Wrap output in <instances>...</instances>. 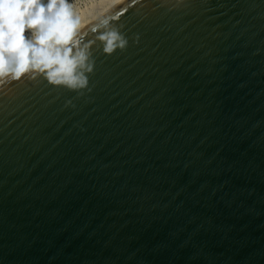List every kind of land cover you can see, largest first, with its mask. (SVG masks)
Listing matches in <instances>:
<instances>
[{
  "label": "water",
  "instance_id": "obj_1",
  "mask_svg": "<svg viewBox=\"0 0 264 264\" xmlns=\"http://www.w3.org/2000/svg\"><path fill=\"white\" fill-rule=\"evenodd\" d=\"M74 41L88 88L0 80V264H264V0H124Z\"/></svg>",
  "mask_w": 264,
  "mask_h": 264
},
{
  "label": "clouds",
  "instance_id": "obj_2",
  "mask_svg": "<svg viewBox=\"0 0 264 264\" xmlns=\"http://www.w3.org/2000/svg\"><path fill=\"white\" fill-rule=\"evenodd\" d=\"M108 21L104 24L107 26ZM79 19L73 15L67 0H0V80L8 76L19 79L29 72L46 71L53 84L71 89L88 88V78L77 69H84L89 57L87 46L70 56L69 42H75ZM30 35L25 37V31ZM106 42L105 53L112 54L119 41L121 50L127 40L116 30L99 37ZM95 61L86 71H94Z\"/></svg>",
  "mask_w": 264,
  "mask_h": 264
},
{
  "label": "bare ground",
  "instance_id": "obj_3",
  "mask_svg": "<svg viewBox=\"0 0 264 264\" xmlns=\"http://www.w3.org/2000/svg\"><path fill=\"white\" fill-rule=\"evenodd\" d=\"M124 0H71L73 15L79 19L77 34L95 26L98 21L109 18ZM25 37L30 35L25 31Z\"/></svg>",
  "mask_w": 264,
  "mask_h": 264
},
{
  "label": "rangeland",
  "instance_id": "obj_4",
  "mask_svg": "<svg viewBox=\"0 0 264 264\" xmlns=\"http://www.w3.org/2000/svg\"><path fill=\"white\" fill-rule=\"evenodd\" d=\"M71 0H67V2L69 3ZM44 2L46 3L47 2V0H44Z\"/></svg>",
  "mask_w": 264,
  "mask_h": 264
}]
</instances>
